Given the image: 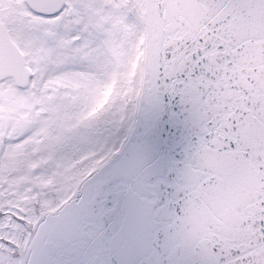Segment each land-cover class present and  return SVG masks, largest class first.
<instances>
[{"label": "snow or ice", "instance_id": "snow-or-ice-1", "mask_svg": "<svg viewBox=\"0 0 264 264\" xmlns=\"http://www.w3.org/2000/svg\"><path fill=\"white\" fill-rule=\"evenodd\" d=\"M154 12L170 42L150 52L134 88L120 79L105 103ZM185 29L191 39H173ZM221 44L226 64L264 52V0H0V264H264L256 65L244 74L246 107L219 144L187 89ZM242 124L259 130L255 144L240 141ZM203 144L242 167L254 161L251 214L235 237L193 252L176 235L186 162ZM49 180L54 197L41 194Z\"/></svg>", "mask_w": 264, "mask_h": 264}, {"label": "water", "instance_id": "water-1", "mask_svg": "<svg viewBox=\"0 0 264 264\" xmlns=\"http://www.w3.org/2000/svg\"><path fill=\"white\" fill-rule=\"evenodd\" d=\"M153 17L151 27L144 28L141 80L147 74L146 65L150 59V52L170 42L171 33L168 27L160 22L157 13L154 12ZM181 37L191 39L187 29L173 39ZM223 51L222 44L218 49L212 50L211 67L203 76L197 72L196 76L200 78L193 76L187 84L190 97L195 101L197 114L206 125H211L208 130L214 132L213 143L216 144L233 131L230 118L238 115V109L246 107L243 101L247 96L245 87L247 76L244 74L250 71L251 64L256 65L254 69L257 73L256 79L264 86V79L259 75L261 70H264V63H261L264 61V52L256 49L243 58L238 57L235 63L226 64L217 58ZM170 68L173 72L178 71L175 65ZM238 131L240 141L251 144L256 143L260 134L252 125L242 124ZM231 138L237 139L235 135ZM234 156L235 153L231 157L221 159L206 144L189 155L186 162V187L189 192L187 217L185 227L176 235V242L181 246L197 252L214 238L226 240L240 233L242 222L251 214L248 199L255 169L253 160H249L245 168L238 159L233 158ZM213 180L214 182H211Z\"/></svg>", "mask_w": 264, "mask_h": 264}, {"label": "rangeland", "instance_id": "rangeland-1", "mask_svg": "<svg viewBox=\"0 0 264 264\" xmlns=\"http://www.w3.org/2000/svg\"><path fill=\"white\" fill-rule=\"evenodd\" d=\"M143 50H144V31H143V28H141L139 36L136 39L135 50H134L132 56L128 59L127 64L125 66V69L122 70L121 72H119L117 75V78L113 81L112 90L109 91L108 96L104 98L105 103L107 102L108 99L111 98L112 93L116 89L117 82L120 79H123V81L130 88H134L136 83L141 80ZM99 126H100V124L98 121H92L88 125V127L90 129H94V128H97ZM65 149L67 151H71V143L70 142L65 143ZM40 166H41L40 164L33 165V167H40ZM68 179H69L70 183H69V185H66V187L71 186V183L75 182L73 177H69ZM51 183H52L51 180L46 182L44 189H43V192L41 194H48L50 197H54L55 193L49 187V185ZM44 203H46V202H44Z\"/></svg>", "mask_w": 264, "mask_h": 264}, {"label": "flooded vegetation", "instance_id": "flooded-vegetation-1", "mask_svg": "<svg viewBox=\"0 0 264 264\" xmlns=\"http://www.w3.org/2000/svg\"><path fill=\"white\" fill-rule=\"evenodd\" d=\"M15 41V40H14ZM17 43V42H16ZM18 44V43H17ZM22 51H24L23 49H22Z\"/></svg>", "mask_w": 264, "mask_h": 264}]
</instances>
